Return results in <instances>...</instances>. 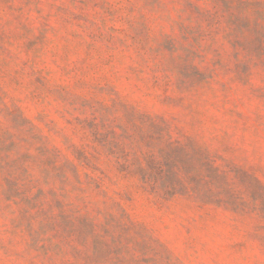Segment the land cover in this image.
Masks as SVG:
<instances>
[{
	"label": "rangeland",
	"instance_id": "obj_1",
	"mask_svg": "<svg viewBox=\"0 0 264 264\" xmlns=\"http://www.w3.org/2000/svg\"><path fill=\"white\" fill-rule=\"evenodd\" d=\"M205 2L0 0V264H264V0Z\"/></svg>",
	"mask_w": 264,
	"mask_h": 264
},
{
	"label": "trees",
	"instance_id": "obj_2",
	"mask_svg": "<svg viewBox=\"0 0 264 264\" xmlns=\"http://www.w3.org/2000/svg\"><path fill=\"white\" fill-rule=\"evenodd\" d=\"M210 1L214 3L213 5H211L212 8L208 6L210 5V3L205 2L206 6L199 4L197 6V9H199V11H212V9L217 8V6H219L220 4L223 5V7H225L228 10L232 7H236L239 10L248 12L252 8L251 7L252 0H210Z\"/></svg>",
	"mask_w": 264,
	"mask_h": 264
}]
</instances>
